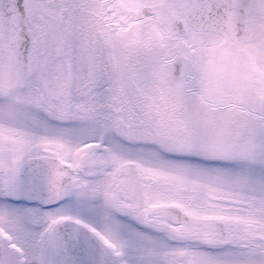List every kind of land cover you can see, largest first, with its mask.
Returning <instances> with one entry per match:
<instances>
[{"label": "snow or ice", "instance_id": "obj_1", "mask_svg": "<svg viewBox=\"0 0 264 264\" xmlns=\"http://www.w3.org/2000/svg\"><path fill=\"white\" fill-rule=\"evenodd\" d=\"M0 264H264V0H0Z\"/></svg>", "mask_w": 264, "mask_h": 264}]
</instances>
